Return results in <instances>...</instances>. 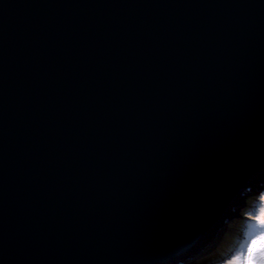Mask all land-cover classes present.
<instances>
[{
	"label": "water",
	"instance_id": "water-1",
	"mask_svg": "<svg viewBox=\"0 0 264 264\" xmlns=\"http://www.w3.org/2000/svg\"><path fill=\"white\" fill-rule=\"evenodd\" d=\"M250 184L264 0H0V264H177Z\"/></svg>",
	"mask_w": 264,
	"mask_h": 264
},
{
	"label": "rangeland",
	"instance_id": "rangeland-1",
	"mask_svg": "<svg viewBox=\"0 0 264 264\" xmlns=\"http://www.w3.org/2000/svg\"><path fill=\"white\" fill-rule=\"evenodd\" d=\"M250 189H252L251 187H250ZM250 189H248V190H250ZM262 196H264V187H262V188H259L258 190H255V189H253V190H251V191H249V194L246 196V198H248V200H249V198H251V197H253V199H252V201L250 202V204H251V206H252V209H254V210H252V211H248L247 209H245V207H244V205L245 204H243V205H241L240 207H238L237 208V210H236V212L237 213H239L240 215H234V217H233V219L235 218V217H240L241 216V212H242V214H245V216H246V218H247V220H246V226H248V225H250L251 224V222L252 221H256L255 219H254V217L255 216H257V215H259V213H260V209H261V207H264V200H262L261 199V197ZM246 198H245V201H246ZM247 200V201H248ZM248 212H250V213H248ZM248 214V215H247ZM231 222V221H230ZM229 222V223H230ZM229 223L225 226V227H223L224 229H223V231H222V233L224 232V231H229V230H231L230 228H232L233 227V225H230V227H229ZM258 230H260V231H264V229H258ZM226 232H224V233H226ZM222 233H220L219 235H217V237L214 239V240H209L208 241V243H210V244H208V243H206V244H204L203 245V248L201 249V251H199L194 257H192L189 261H188V259H185V261L184 262H182V263H177V264H199V261H206L208 258H211V257H215V256H218V252H217V254H215V253H212V252H215L216 251V245L219 243V242H222L221 240V236H222ZM219 237V238H218ZM224 237H225V234H224ZM220 239V240H219ZM258 239H260V240H264V239H261V238H257V240ZM220 244V243H219ZM251 245H249V244H247L246 243V245L245 246H241V249H240V251H243V250H245L246 249V254H247V249L250 247ZM215 250V251H214ZM218 251V250H217ZM209 254H213L212 256H209ZM235 256H237V255H234L233 257H235ZM232 257V258H233ZM187 260V261H186ZM230 261V260H229Z\"/></svg>",
	"mask_w": 264,
	"mask_h": 264
},
{
	"label": "clouds",
	"instance_id": "clouds-1",
	"mask_svg": "<svg viewBox=\"0 0 264 264\" xmlns=\"http://www.w3.org/2000/svg\"><path fill=\"white\" fill-rule=\"evenodd\" d=\"M246 190L248 189L246 188L243 191L244 204H245V198L249 192V191L247 192ZM232 219L233 218L228 219L226 222H224V224L227 225ZM223 225H221L217 230L218 231L217 235L222 233ZM258 229H264V222L257 220L252 221L251 224L246 226L245 229L242 231L241 235L233 242V245L230 249L225 250L222 254L218 256L208 258L206 261H199V264H228V261L231 260L234 255H246V249L240 251L242 245H244L245 243L251 245L252 242L254 240H257L258 237L264 239V231H260ZM217 235L213 236L210 240H214L217 237Z\"/></svg>",
	"mask_w": 264,
	"mask_h": 264
},
{
	"label": "trees",
	"instance_id": "trees-1",
	"mask_svg": "<svg viewBox=\"0 0 264 264\" xmlns=\"http://www.w3.org/2000/svg\"><path fill=\"white\" fill-rule=\"evenodd\" d=\"M251 198L253 199V197H251ZM251 198H249V200H248V198H246L245 205H244L245 209H247L248 211L254 210V209H252V206L250 204V202L252 201ZM242 212H241L240 217H237V218H234L231 220V222L229 223V227H230V225H233V227L230 228L231 230H229L227 232L224 231L226 233H224V232L222 233V236H221L222 242H219L220 244L218 243L216 245V247H217L216 251L214 250L215 252H212V253L217 254V252H218V255L222 254L225 250L230 249L233 245V242L241 235L242 231L246 227V220H247L245 214H242ZM248 213H250V212H248ZM224 234H225V237H224ZM245 245H246V243L243 246H245Z\"/></svg>",
	"mask_w": 264,
	"mask_h": 264
},
{
	"label": "snow or ice",
	"instance_id": "snow-or-ice-1",
	"mask_svg": "<svg viewBox=\"0 0 264 264\" xmlns=\"http://www.w3.org/2000/svg\"><path fill=\"white\" fill-rule=\"evenodd\" d=\"M261 199L264 200V196ZM254 219L264 222V207H261L259 215ZM228 264H264V240H254L246 255H237L228 261Z\"/></svg>",
	"mask_w": 264,
	"mask_h": 264
},
{
	"label": "bare ground",
	"instance_id": "bare-ground-1",
	"mask_svg": "<svg viewBox=\"0 0 264 264\" xmlns=\"http://www.w3.org/2000/svg\"><path fill=\"white\" fill-rule=\"evenodd\" d=\"M252 188L251 190H253V189H257V188H254L253 187V184H250V186H248V188L247 189H249V188ZM262 187H264V184L263 185H261L259 188H262ZM258 188V189H259ZM251 190H246L247 192L248 191H251ZM246 192V193H247ZM249 193V192H248ZM248 195V194H247ZM235 218H237V217H235ZM225 225L226 224H224L222 227H225ZM224 229V228H223ZM216 232V231H215ZM219 238V237H218ZM208 244H210V243H208ZM199 251H201V248L199 247L196 251H194L188 258L186 257L185 259H188V261L192 258V257H194ZM213 254H209V256H212ZM190 258V259H189ZM185 259H183L182 261H179L178 263H182V262H184L185 261ZM187 261V260H186ZM175 264V263H174Z\"/></svg>",
	"mask_w": 264,
	"mask_h": 264
}]
</instances>
